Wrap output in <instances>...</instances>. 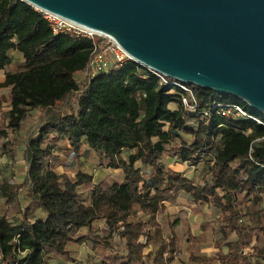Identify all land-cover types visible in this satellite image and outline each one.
<instances>
[{"label": "trees", "instance_id": "16d2710c", "mask_svg": "<svg viewBox=\"0 0 264 264\" xmlns=\"http://www.w3.org/2000/svg\"><path fill=\"white\" fill-rule=\"evenodd\" d=\"M91 51L85 38L54 35L28 3L0 0V72L10 53L22 58L0 83V104H9L2 126L16 133L0 148L22 149L27 168L18 185L25 200L10 192L0 204V264H175L179 239L165 204L179 198L210 226L216 249L204 258L205 234L189 233L191 263L264 264V125L212 109L245 104L237 98L190 85L189 99L134 62L84 77ZM6 135L0 130V143ZM57 138L76 160L86 142L100 168L119 175L96 184L80 171L57 173L49 142ZM165 155L192 169L206 164L205 178L166 169ZM86 242L95 259L76 261Z\"/></svg>", "mask_w": 264, "mask_h": 264}, {"label": "water", "instance_id": "95a60500", "mask_svg": "<svg viewBox=\"0 0 264 264\" xmlns=\"http://www.w3.org/2000/svg\"><path fill=\"white\" fill-rule=\"evenodd\" d=\"M25 2L112 37L135 62L167 78L264 114V0Z\"/></svg>", "mask_w": 264, "mask_h": 264}, {"label": "rangeland", "instance_id": "374dc122", "mask_svg": "<svg viewBox=\"0 0 264 264\" xmlns=\"http://www.w3.org/2000/svg\"><path fill=\"white\" fill-rule=\"evenodd\" d=\"M9 57L11 60V64L5 69L4 72L0 73V81H2L6 73L17 71L20 65V58L16 53H10ZM0 105V130L5 129V132L7 133L6 137L4 139L2 138L1 140L0 144L2 145L3 143H6L8 141L10 142L16 135V133L11 130H7V128H4V126H2V119L8 111L9 104L6 100H4ZM38 113L39 112L36 111L32 112L30 114L31 118L28 121H30L31 119H36ZM187 125L188 127L195 126V124L191 121H189ZM49 142L53 147L52 163L57 173L61 174L66 172L67 175L71 179H73L78 170H81L82 173H91L96 178V181L101 180L103 176L108 175L105 172L106 170L100 168L96 154L91 151L86 142H83L81 157L78 160L74 158L73 152L67 147V143L65 140L57 138L56 140H50ZM127 153L128 152L125 151L123 155L126 156ZM22 155V149L0 148L1 205L5 201L6 195L10 192L15 194L16 196L18 195L19 199L25 200V192L18 191V185L21 184L27 170L26 166L23 163ZM165 157L171 159L169 155H165ZM176 164L177 163H175V165ZM181 166L183 167L180 168L178 166L177 170L179 169L182 174H185L190 179H193L195 183L203 181V179L205 178V174L207 173V165L204 163L199 164V166L195 169H192L187 165ZM23 203L26 204V201H23ZM181 207L184 208L181 210ZM206 212L207 214L209 213L208 211ZM171 213V216H169L168 218L174 225L172 233L179 239L180 249L179 253H177L175 264H195L191 263V261L189 260L191 254L186 248L187 244L185 240L189 233L198 234L200 232H203L205 234V241L202 244L203 248L201 250V254L204 258H208L215 253L216 249L213 247L210 226H204V224L200 222V219L197 216L192 215L191 207H189L188 204L182 202L180 208H178L177 210H173V212ZM96 225L98 227H102L101 222H97ZM92 256H94L95 259L94 248L89 242H86L83 246L80 247L79 253L75 256V260L86 262L87 259Z\"/></svg>", "mask_w": 264, "mask_h": 264}, {"label": "built area", "instance_id": "2783aa9c", "mask_svg": "<svg viewBox=\"0 0 264 264\" xmlns=\"http://www.w3.org/2000/svg\"><path fill=\"white\" fill-rule=\"evenodd\" d=\"M20 1L25 2V0H20ZM35 9L42 14L43 18L49 24V27L54 35L66 33V34H71V35L85 38L91 42L92 44L91 59L89 61L87 70L83 74L84 77L93 78L101 73H106L111 70H119L128 62H134L135 64L142 67L143 69H147L148 71L153 73L159 79L160 85L165 84L168 86L178 87L184 93L187 94L189 99L192 98L193 94H192L190 85L184 84L178 80L167 78L135 62L116 43V41L112 37L105 35V34L94 32L68 19H65L63 17L49 13L47 11L39 10L37 8ZM141 97H144V95L139 96L138 99H140ZM181 103L184 107H187L188 106L187 97H183L181 99ZM244 105L238 104V103H230V104L217 103V104H214L212 109L215 110L216 113L222 118L235 119V120H240V119L250 120V121L255 122L258 125L263 126L264 125L263 120H261L257 116H254L250 112H248V110L246 109ZM145 242H146V239L143 238L142 243H145Z\"/></svg>", "mask_w": 264, "mask_h": 264}, {"label": "crops", "instance_id": "0c3cea01", "mask_svg": "<svg viewBox=\"0 0 264 264\" xmlns=\"http://www.w3.org/2000/svg\"><path fill=\"white\" fill-rule=\"evenodd\" d=\"M12 53H16V52H12ZM17 55H18V53H16ZM19 56V58H20V63L22 62V58H21V56L20 55H18ZM0 73H2V72H0ZM4 81V78L2 79V81H0V83H2ZM1 94L2 95H7V92L5 91V90H2V92H1ZM7 97V96H6ZM7 101V100H6ZM8 103V102H7ZM9 109V108H8ZM0 110H1V108H0ZM66 141V140H65ZM66 143H67V147L70 149V147H69V144H68V142L66 141ZM83 148V147H82ZM92 151V150H91ZM94 153V152H93ZM171 158V157H170ZM160 163L166 168V169H168V170H172V171H174V172H179V173H181V171H179V169L177 170V168H178V166L181 168V167H183V166H181L182 164H180V163H178V162H176V160L174 159V158H171V159H168V158H166L165 156L164 157H162V159L160 160ZM175 163H177L176 165H175ZM78 171H80L81 172V170H78ZM106 172V174H108V175H106V176H103L102 177V179L101 180H98V181H96V178L91 174V173H87V172H83V173H85V174H88V175H91L92 177H93V182L94 183H100V182H110L111 180H112V178H113V176L114 175H119V171H116V170H106L105 171ZM81 192H82V195H83V197L85 196H87V195H85V189H82L81 190ZM84 197V198H85ZM182 202H184L185 204H188L189 205V207H191V210L193 209V205L191 204V203H189L188 201H186L185 199H177V201H176V203L174 204V205H171V204H165V208H166V215L169 217V216H171V212H173V210H177L178 208H180V206H181V204H182ZM184 207H181V210L183 209ZM178 212V211H177ZM194 216H196V215H194Z\"/></svg>", "mask_w": 264, "mask_h": 264}]
</instances>
